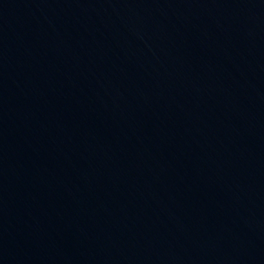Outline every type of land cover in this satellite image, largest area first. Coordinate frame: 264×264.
Returning <instances> with one entry per match:
<instances>
[{
  "label": "water",
  "instance_id": "obj_1",
  "mask_svg": "<svg viewBox=\"0 0 264 264\" xmlns=\"http://www.w3.org/2000/svg\"><path fill=\"white\" fill-rule=\"evenodd\" d=\"M0 264H264V0H0Z\"/></svg>",
  "mask_w": 264,
  "mask_h": 264
}]
</instances>
